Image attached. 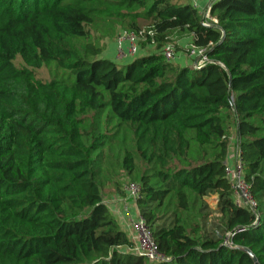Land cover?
Segmentation results:
<instances>
[{
    "label": "trees",
    "instance_id": "16d2710c",
    "mask_svg": "<svg viewBox=\"0 0 264 264\" xmlns=\"http://www.w3.org/2000/svg\"><path fill=\"white\" fill-rule=\"evenodd\" d=\"M207 8L216 23L183 0H0V264H264V0ZM122 31L153 50L99 57ZM173 34L204 60H165ZM122 177L161 259L102 199Z\"/></svg>",
    "mask_w": 264,
    "mask_h": 264
},
{
    "label": "built area",
    "instance_id": "2783aa9c",
    "mask_svg": "<svg viewBox=\"0 0 264 264\" xmlns=\"http://www.w3.org/2000/svg\"><path fill=\"white\" fill-rule=\"evenodd\" d=\"M193 3V4H192ZM190 2L193 7H196L195 0ZM203 24L211 25L216 23V19L208 14V8L206 7L203 11ZM138 41V36L131 32V31H122L120 32L114 39L116 52L118 54H122L123 56L129 54L130 56L134 55L136 52V44ZM189 51V53H188ZM188 56L194 59H197L198 62L204 60L205 56L202 53V50L199 48L190 47L187 50ZM161 54L163 58L167 61L172 60L173 58V47L171 44H165L161 48ZM235 160L229 166L225 162V173L228 179L231 182L232 190H233V201L236 205L246 206L247 208L251 209L254 206V202L248 193L247 187L245 183L242 181L241 178V164L235 156ZM125 193L127 196L131 198L133 201L136 197V188L134 185L129 184L124 187ZM137 214V212H136ZM135 228V232L137 233L138 237H136L139 245L133 246L132 251L136 254L144 256L149 261H155L158 258L161 259V256L155 251V247L151 241L149 233L144 226L141 218L136 215V218L133 222V226ZM135 245V244H134Z\"/></svg>",
    "mask_w": 264,
    "mask_h": 264
},
{
    "label": "rangeland",
    "instance_id": "374dc122",
    "mask_svg": "<svg viewBox=\"0 0 264 264\" xmlns=\"http://www.w3.org/2000/svg\"><path fill=\"white\" fill-rule=\"evenodd\" d=\"M182 1V0H181ZM183 1H189L192 3L193 0H183ZM193 4V3H192ZM117 36V35H116ZM114 39H105L104 40V48L103 51L99 54V57L108 59V60H114V62H123L125 59H128L130 57H134L140 53H144L146 51L153 50L151 46L145 45L143 42H139L136 44V52L134 55L130 56L129 54L123 56L122 54L116 53V48L114 45ZM168 44H171L173 47V61L172 62H179V60H182L181 63L190 61L191 57L188 56L187 50L191 47L189 37L186 35L178 36L174 35L170 36V42ZM13 63L16 67H20L23 65L22 61L16 57L13 60ZM34 78H38L40 80L47 79V72L44 67H41L39 69H34L32 71ZM229 154L233 157L236 156V144H235V130L233 125L230 126L229 129ZM126 181V182H125ZM127 183V180L122 177L119 180L120 190L125 186ZM116 194V195H115ZM125 195H119L118 193H114L112 187L105 186L102 189V199L104 203L106 204L107 208L109 209L110 213L113 215V217L117 218V216H120V213H122L123 216H125L126 221V228H123L119 225L120 229L122 231H125L126 235L132 240L134 246L139 245V242L137 241L136 237H138L137 233L135 232V228L133 226V222L136 218V210L133 208V201L129 196H127V193H124ZM209 203H211L210 199L207 200ZM212 204V203H211ZM210 204V205H211ZM129 209L132 213V210H134V214L131 215L129 212ZM212 218V217H211ZM132 251V249L130 250ZM133 252V251H132Z\"/></svg>",
    "mask_w": 264,
    "mask_h": 264
},
{
    "label": "crops",
    "instance_id": "0c3cea01",
    "mask_svg": "<svg viewBox=\"0 0 264 264\" xmlns=\"http://www.w3.org/2000/svg\"><path fill=\"white\" fill-rule=\"evenodd\" d=\"M186 2L190 3L189 1H186ZM195 2H196V8H197L199 11H203V10L208 6L210 0H195ZM116 53H117V52H116ZM130 58H131V57H130ZM130 58L125 59L123 62H116V61H115V63H117V64H122V63L128 61ZM112 61L114 62V60H112ZM181 62H182V60H179V62H175V63H177L178 65H186V64L189 63L190 61L187 62V60H186V61L183 62V63H181ZM228 147H229V141H228ZM228 149H229V148H228ZM235 158H236V157H233V158H232V156L229 154V150H227V156H226V158H225V162H226L229 166L233 163V161L235 160ZM133 208H135V204H134V202H133ZM135 210H136V208H135ZM129 211H130V209H129ZM129 213H130L131 215H133V214H134V210H132V213H131V211H130ZM115 219H116L118 225L122 226L123 228H126V224H125L126 221L124 220V219H125V216H123L122 213H120V216H117V218L115 217ZM124 232H125V231H124Z\"/></svg>",
    "mask_w": 264,
    "mask_h": 264
},
{
    "label": "water",
    "instance_id": "95a60500",
    "mask_svg": "<svg viewBox=\"0 0 264 264\" xmlns=\"http://www.w3.org/2000/svg\"><path fill=\"white\" fill-rule=\"evenodd\" d=\"M196 61H197V59H194V63H195ZM237 249L244 251L246 254H248V256L251 258V260H252L253 262H255V258H254V256L251 254V252H250L248 249H246V248H244V247H237Z\"/></svg>",
    "mask_w": 264,
    "mask_h": 264
}]
</instances>
